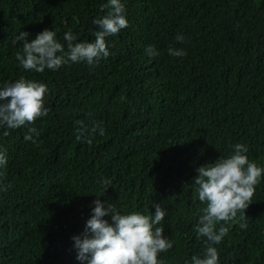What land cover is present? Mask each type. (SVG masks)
Listing matches in <instances>:
<instances>
[{"label": "trees", "instance_id": "obj_1", "mask_svg": "<svg viewBox=\"0 0 264 264\" xmlns=\"http://www.w3.org/2000/svg\"><path fill=\"white\" fill-rule=\"evenodd\" d=\"M104 2L0 0V82L21 74L43 81L49 109L7 136L0 130L8 157L0 169V264H80L72 237L97 196L121 212L149 214L160 202L173 243L161 257L185 264L205 249L206 237L194 231L205 207L193 186L197 168L236 143L264 166V0H124L129 23L106 38L109 57L42 73L18 64L20 31L34 37L54 28L64 42L71 29L93 40ZM149 44L159 56L146 54ZM170 46L187 54L171 56ZM98 122L103 135L92 132ZM29 126L37 143L24 139ZM102 178L112 182L105 190ZM242 211L216 245L219 264H264V179Z\"/></svg>", "mask_w": 264, "mask_h": 264}, {"label": "clouds", "instance_id": "obj_2", "mask_svg": "<svg viewBox=\"0 0 264 264\" xmlns=\"http://www.w3.org/2000/svg\"><path fill=\"white\" fill-rule=\"evenodd\" d=\"M104 15L94 17L93 40H80L71 29L66 31L63 41L57 38L54 28H45L34 37L22 30L15 36L13 43L21 47L15 53V59L25 71L44 72L58 70L64 65L85 62L93 65L101 58L110 56L107 37L119 33L128 26L124 0H105L100 5ZM183 34H177L176 40L183 42ZM146 54L150 58L159 56L155 45H147ZM168 53L182 57L187 53L183 48L169 47ZM48 85L43 81L31 79L21 74L15 80L0 82V130L32 125L37 118L46 116L49 109L45 106ZM86 129H80L81 135ZM92 132L103 135L102 122L96 123ZM39 136L36 127L29 126L24 139L37 143ZM91 142V141H89ZM248 146L243 143L232 145V151L220 155L197 168L193 178L195 195L205 207L201 209L194 225L196 235L204 239L205 249L191 256L185 264H219L218 245L228 234L227 222L235 218L238 212L248 208L255 192V186L264 179V166L258 165L247 156ZM7 150L0 145V169L7 165ZM99 183L104 190L112 185L109 178ZM93 201L92 215L78 235L72 237L76 260L80 264H165L161 257L172 247L171 239L165 235L161 221L167 215V209L160 202L153 201L149 214L138 210L121 212L115 203ZM107 217H110L108 219ZM223 222V223H222ZM247 225L242 223L241 228Z\"/></svg>", "mask_w": 264, "mask_h": 264}]
</instances>
